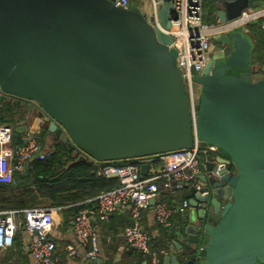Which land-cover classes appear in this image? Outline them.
I'll use <instances>...</instances> for the list:
<instances>
[{
  "label": "water",
  "instance_id": "obj_1",
  "mask_svg": "<svg viewBox=\"0 0 264 264\" xmlns=\"http://www.w3.org/2000/svg\"><path fill=\"white\" fill-rule=\"evenodd\" d=\"M165 1L160 19L169 31L175 18ZM216 1L221 23L262 5ZM171 44L144 11L115 0H0V109L27 106L29 119L101 164L189 150L197 135L226 157L200 154L195 213L164 263L264 264V79L248 78L253 47L241 34L220 37L223 56L196 78L194 118ZM26 133L16 129L12 146Z\"/></svg>",
  "mask_w": 264,
  "mask_h": 264
},
{
  "label": "built area",
  "instance_id": "obj_2",
  "mask_svg": "<svg viewBox=\"0 0 264 264\" xmlns=\"http://www.w3.org/2000/svg\"><path fill=\"white\" fill-rule=\"evenodd\" d=\"M148 1L152 5V16L149 20L145 13V18L153 28L172 38L170 49L176 52V64L182 72L189 106L195 118L198 107L196 78L203 75L210 60L209 50L219 42L221 36L228 35L233 29L244 27L246 30L248 25L264 21V3H261L260 7L243 10L239 17L226 23H221L217 18V23L209 24L204 21L205 0H169L175 19H171V28L166 31L162 28L160 19L161 8L166 1ZM115 4L117 7L131 9L130 0H115ZM14 133L15 130L10 126L0 129V184L13 183L15 172H23L26 164L34 158L45 160L50 156V152H44L36 138L31 136L32 131L28 133L26 143L13 147ZM38 152L40 155L37 157ZM202 152L214 158L219 150L204 144L195 135L193 147L189 150L174 151L118 165L102 164L100 175L107 179H117L119 185L95 198V221H108L114 214L131 216L133 224L122 233L128 250L141 253L147 259V264H165L164 259L171 256V251L166 248L153 249L152 240L155 236L144 228L142 214L152 212L155 224L166 230L174 227L176 217L187 218L189 199L173 204L165 201L162 196L176 200L192 187L198 191L201 189L198 173L202 170ZM145 164L149 169L143 177L141 167ZM221 166L222 164L219 168ZM61 212L62 208L50 207L0 211V252L13 246L15 235L21 227L19 218L24 214L25 251L37 264H60L59 256L55 255L56 244L52 236L57 226L56 217L61 215ZM88 214V211L80 212L74 220L72 230L85 261L95 263L101 258V241L92 224V217ZM203 247L204 245L200 251L204 250ZM81 250L74 246L66 248L70 258L78 257L82 253Z\"/></svg>",
  "mask_w": 264,
  "mask_h": 264
},
{
  "label": "trees",
  "instance_id": "obj_3",
  "mask_svg": "<svg viewBox=\"0 0 264 264\" xmlns=\"http://www.w3.org/2000/svg\"><path fill=\"white\" fill-rule=\"evenodd\" d=\"M255 1L260 4L264 3V0ZM217 4L216 0L204 1V21L206 23H217V12L219 11ZM263 25L264 21L250 24L247 26L246 32L253 43L251 66L264 75ZM29 115L28 108L23 109L22 105L14 106L11 102L6 103L0 109V128L10 126L16 130L21 126H27L30 120ZM27 130L29 131L28 126ZM26 134H17V145L26 143L29 138ZM31 136L36 138L43 151L50 152V156L45 160L34 158L28 163L29 168L26 172H15L13 183L0 184V211H23L36 207L62 208L61 217L63 220L58 229L65 234L73 229L74 220L80 212L95 213V198L102 192L116 188L119 181L117 179H107L100 175L101 163L83 157L71 144L57 139L55 135L50 133L48 126L39 127ZM121 163L113 164L118 165ZM190 196L191 193L187 190L180 196L179 202L190 199ZM39 200H42V202L39 203ZM148 213L143 212L142 214V223L147 231H149L146 227ZM24 220L25 215L21 214L19 218L21 227L15 235L13 246L3 252L0 258L1 264H11V262L16 264L15 261L23 255ZM97 223V231L104 239L103 247L107 248L114 245L118 234L131 226L133 220L129 215L114 214L108 221ZM184 228L185 222H182L180 232L183 233ZM159 232L160 237H154L152 240L153 249H169L168 246L172 245L177 255L178 250L174 246V242L177 241L178 237L161 227H159ZM109 236L112 240L110 244H106V239ZM53 240L56 244L55 255L61 258L60 264H64L67 252H63L62 249L66 247L60 245L59 241ZM117 253L118 251L115 249L112 250L110 257H104L105 264H143L147 261L141 253L135 250H127L122 259L116 263ZM84 264H87V262Z\"/></svg>",
  "mask_w": 264,
  "mask_h": 264
},
{
  "label": "crops",
  "instance_id": "obj_4",
  "mask_svg": "<svg viewBox=\"0 0 264 264\" xmlns=\"http://www.w3.org/2000/svg\"><path fill=\"white\" fill-rule=\"evenodd\" d=\"M261 79H264V75H261V76H258L257 78H256V81H258V80H261ZM31 119L29 120V123H27V126H28V128H29V132L30 131H33V128L32 127H30V123H31ZM4 127V126H3ZM3 127H1L0 129H2ZM21 127H25V126H21ZM21 127H19V128H21ZM18 129V128H17ZM28 131V130H27ZM28 132V133H29ZM28 133L26 134V136H28ZM162 198L165 200V201H167V202H169V203H176V202H179L180 201V198L179 199H176V200H172V199H170V198H168V197H166L165 195H163L162 196ZM89 213H91L92 215H91V217H92V219L95 221V219H94V217H95V214L93 213V212H89ZM94 214V215H93ZM190 215V214H189ZM188 215V216H189ZM187 216V217H188ZM185 219H186V217L185 218H181V217H176L175 219H174V227L172 228V229H170V230H168L169 231V233L170 234H173L175 237H179L180 238V235H179V232H180V227H181V223L182 222H185ZM62 217H61V215H57V217H56V222H57V226H56V229H55V232H54V234H53V239H55V240H57V241H59V243H60V245L62 244V245H64L66 248L68 247V246H74L75 248H77V249H79V250H81L79 247H78V242H77V240H76V238H75V235H74V233H73V230L72 229H70L68 232H66L65 234L64 233H62L59 229H58V227L61 225V223H62ZM95 223H96V226H95V228H96V230H97V222L95 221ZM146 227L149 229V231H150V233H152L154 236H155V238L156 237H160V232H159V226L157 225V224H155V222H154V216H153V213L152 212H149L148 214H147V221H146ZM123 231L124 230H122L121 232H120V234H118V236H117V241H115V243H114V245L112 246V247H110V246H108L107 248H104L103 247V236H101L100 235V233H99V235H100V241H101V251H102V259H104V257L106 258V257H110L111 256V253H112V250H117L118 251V253H117V255H116V263H117V261L119 262L121 259H122V257H123V255L127 252V250H128V248H127V244H126V241L124 240V237H122V233H123ZM111 240H112V238L109 236V237H107V239H106V244H110V242H111ZM179 239L177 238V241H178ZM25 242H26V239H25V236H24V247H25ZM174 246H176L175 245V242H174ZM23 247V255L22 256H20L19 258V260H17V261H15L16 262V264H37L31 257H30V255L25 251V248ZM66 248H64V249H62V251L64 252H66ZM168 248H169V250L171 251V256H174V255H176L175 254V252H174V247L172 246V245H169L168 246ZM178 250V249H177ZM81 252L82 253H80V255L78 256V257H74V258H70V257H68V255L66 256V259H65V261H64V264H84L86 261H85V259H84V256H83V251L81 250ZM2 254H3V252H0V258H1V256H2ZM60 258V257H59ZM60 260H61V258H60ZM63 260V259H62ZM0 264H1V262H0ZM11 264H15L14 262H11Z\"/></svg>",
  "mask_w": 264,
  "mask_h": 264
},
{
  "label": "rangeland",
  "instance_id": "obj_5",
  "mask_svg": "<svg viewBox=\"0 0 264 264\" xmlns=\"http://www.w3.org/2000/svg\"><path fill=\"white\" fill-rule=\"evenodd\" d=\"M131 1V4H130V8L132 10H144L145 13H146V17L147 19H151V16H152V5L149 3L148 0H130ZM234 34H241L242 36L248 38V40L250 41L252 47H253V43H252V40L250 38V36L247 34L246 30L244 27H238L236 29H233L232 31H230L228 33V35H234ZM221 47V45H219L218 43L217 44H214L213 47H211V49L209 50L208 52V57L209 59H220L221 56H223V54L219 51V48ZM253 50V49H252ZM175 53V56H176V52L174 51ZM263 75L261 72L258 71V69L255 68V71L254 73H251L248 78L251 79L252 81H256V78L258 76H261ZM200 90H201V86L199 84H197V104L199 105V93H200ZM23 109H26L28 108L27 106H24L22 105ZM31 123H30V127L33 128V131L34 132L35 130H37L41 125H39V123H36L37 121H35V116L33 115V118L31 119ZM45 126V125H44ZM45 152V150H44ZM195 211L192 210V209H189L188 210V215H194ZM217 224V223H216ZM182 240V238H181Z\"/></svg>",
  "mask_w": 264,
  "mask_h": 264
},
{
  "label": "flooded vegetation",
  "instance_id": "obj_6",
  "mask_svg": "<svg viewBox=\"0 0 264 264\" xmlns=\"http://www.w3.org/2000/svg\"><path fill=\"white\" fill-rule=\"evenodd\" d=\"M219 49H220V48H219ZM216 156H217V157H226L225 155H223V154L220 153V152H218V153L216 154ZM209 157H210V156H209ZM234 170H235V169L232 168V171H233V172H235Z\"/></svg>",
  "mask_w": 264,
  "mask_h": 264
}]
</instances>
